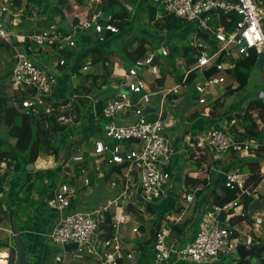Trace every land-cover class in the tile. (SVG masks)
<instances>
[{
    "label": "built area",
    "instance_id": "built-area-1",
    "mask_svg": "<svg viewBox=\"0 0 264 264\" xmlns=\"http://www.w3.org/2000/svg\"><path fill=\"white\" fill-rule=\"evenodd\" d=\"M154 2L158 8L153 24L163 20L168 14H174L192 24L194 39L188 42L193 47L194 62L189 66L186 59L181 57L179 64L183 65L182 68L187 67L181 82L175 80L171 72L164 78L159 62H163L164 58L169 56L170 49L165 43L166 39H163L164 44L158 48L150 47L143 57L136 59L127 69L121 67L122 71L117 74L121 83H111L113 95L107 100L104 108L107 123L103 129V136L94 139L91 154H74L72 151L65 160L66 156L60 163L62 166L60 174L62 178L81 179L83 186L90 188L91 178L85 166L88 163L85 162V158L86 155L93 156L95 159L91 162H94L99 171L106 168L108 172L105 174H112L114 166L121 168L120 174L117 172L114 174L123 190L105 206L69 212L72 209L77 187L67 182L60 184L47 202L48 207L57 212L58 218L46 236L52 243L63 248L62 252L55 255L54 264L70 262V260L63 262V254L69 251L65 246L73 243H77V248L71 249L76 252L75 259L93 255L95 258L93 264H120L122 259L137 264L135 249L130 248L124 253L123 224L134 222L132 227L134 233L140 228L137 223L135 224L138 217L128 212L127 206L129 204L138 206L140 202L153 205L170 195H175V198L181 199V203L176 202L187 209L197 198L196 193L199 188L185 184L183 179L187 171L178 173L173 167L174 157L181 152L178 145L186 153L192 150L197 155L201 150L208 158L211 156L215 160L228 153H239L243 157L245 155L241 154H248L264 145V141L258 139L241 140L239 134L245 131L237 126L236 118H232L228 125L225 124L223 127H210L200 132L194 130L187 133L183 140H179L180 133L174 130L175 123L169 116L170 107H167L171 97L193 91L198 96L195 103L204 107L200 111L201 115L210 116L214 108L211 106V100L214 101L216 98L209 99L208 94L216 95L212 88L226 82L228 70L234 66L232 62H225V59H232L235 53L237 56L249 57L253 49L258 55L264 53V8L262 7L264 0H154ZM98 3L101 4V0ZM16 7V0H0V42L7 43L13 50L14 67L11 85L16 95H20V98L13 99L12 106L33 116L54 115L60 126L71 128L75 120L68 111L70 103L57 99L54 95L59 84L57 66L65 65L69 61L62 58L53 64L56 70H49V67L43 63L29 57L27 47L30 49V46L25 45L24 42L26 38H30L40 47H54L67 51L69 50L67 47L77 45L75 39L77 30L83 32L93 30L95 40L97 38L104 40L106 31L116 33L119 27L113 15L97 5L91 13L85 15L81 23L71 27L68 33L54 25L34 33H20L15 29L17 23L8 26L7 22L2 20L5 14L17 16L14 12ZM217 13L220 16V23L215 26L210 25L208 21H211L212 15ZM231 13L237 14L240 19L233 28H227L221 18L227 16L230 20ZM31 15L39 17L38 6H33ZM199 31L207 33L209 37L199 36ZM166 34L167 32L164 36ZM211 35L216 40L214 47L208 43ZM15 40L19 43L17 44ZM232 48H235L236 52H233ZM223 51L225 54L222 62L217 65L219 71L207 77L205 71L216 64ZM39 53L35 51V55ZM88 67V65L84 66L85 69ZM192 72L196 73V78L190 88L187 79ZM147 73L152 75L151 80L147 79ZM163 78L164 81L159 84L158 80ZM169 79L174 83L171 84ZM126 86L129 87L128 92L123 90ZM32 89L36 91L32 92ZM158 97L160 98L158 106H153L152 100ZM147 106H151L153 110L144 113ZM152 114H156L157 118L149 119ZM8 161L10 159L3 164L5 170L11 166ZM12 167L14 168V165ZM202 167L207 170L206 178L212 183L213 178L209 172L215 169L214 165L205 162ZM221 173L225 187L235 190L237 197L224 206L216 205L205 210L197 233L193 238L187 239L186 243L179 240L170 241V230L166 232L164 228L158 233L152 245L155 264H179L181 261L194 264L215 263L225 254L237 250L238 231L232 225L231 219L237 206L249 212V209L248 211L244 209L242 203L244 197H251L253 201L257 196L254 189L248 185L251 173L243 168L241 163ZM177 186H180V190ZM2 195L3 192H0V197ZM139 209L143 211L140 205ZM200 210L202 211L203 207H200ZM107 212L113 213L114 232L111 236L105 234L102 228ZM223 213H225L224 220ZM240 215L245 219L256 221L255 225L263 222L259 213L252 215L249 213L248 217L244 214ZM247 238L249 244L246 246H253L252 236ZM9 256H0V259L9 264Z\"/></svg>",
    "mask_w": 264,
    "mask_h": 264
},
{
    "label": "trees",
    "instance_id": "trees-1",
    "mask_svg": "<svg viewBox=\"0 0 264 264\" xmlns=\"http://www.w3.org/2000/svg\"><path fill=\"white\" fill-rule=\"evenodd\" d=\"M32 3H39L41 5H45L48 3L47 0H29ZM84 0H77L79 4H82ZM137 1L136 5V10L133 12V14H130L128 9H126L121 0H101V4H98V7H101L105 9L106 12L110 13L113 15L114 20L116 25L119 27V31L116 33H113L111 31H106L105 32V38L104 40H97L95 43L87 46L84 50L80 51L79 53H76V51L73 49H69L67 51H64L66 59L72 60V65L70 67V72L71 74H78L81 72L82 69H84V66L88 64H101L102 65V71L99 74H87L86 76H91L95 81L97 79L101 80V86L104 85H109L108 88L112 89L111 83H110V78L112 77V70H115V61L113 60L114 57L119 58L122 61H125L124 63L127 65V68L129 65H132L136 59L143 57L147 51L148 47L147 45L151 47H157L154 45V43L158 40L163 41V39H166L165 43L170 49V54L169 56L164 58L163 62H159L160 66H163V64L167 63L171 64V62L174 60V58L177 55L182 56L183 58L186 59L187 65H191L194 62V58H192V53H193V47L190 45V43L185 39L184 36L187 35V31L185 29H182V27L185 24V21L176 17L174 14H168L164 17L163 20L156 22L154 25L156 27L155 32H149L146 33L147 35L144 36L143 41H141V38L138 36H130L131 31L134 29L135 30V23L136 20L138 19V13L140 9L144 6V3L146 1H149V6H148V12H149V24H153V20L156 16L157 12V5L155 4L154 0H134ZM16 3H20V0H16ZM62 13V10L60 8L56 9L53 11L52 15H59ZM229 17L231 18L230 20L227 19V16H222L221 21L226 24L227 28H233L237 21L240 19V17L237 14L231 13L229 14ZM62 29V31H66L68 33V29L65 27L59 28ZM167 32L166 36H164L163 32ZM192 31V28H189V33ZM157 32H160L159 34ZM129 35L128 40L126 41L125 45H120L119 39L122 36H127ZM180 37V39L178 38ZM183 37V38H182ZM162 38V40L160 39ZM176 39L180 40V42H177ZM16 43L18 44L17 40H15ZM32 41L30 38H26L24 44L30 46V53L29 55L33 56L35 54V51L41 52V47L36 43V50L34 49L32 45ZM182 43V46H179ZM0 44H6L8 47H10L7 43L0 42ZM136 44V46H132ZM23 46V43L21 44ZM11 48V47H10ZM158 48V47H157ZM258 53L256 50L251 51V55L249 57H242L238 56V58L234 59V57L231 59L232 63L234 66L228 70L229 75H231L235 81H237L238 85L235 88L230 87L231 89L228 91V93H232L237 89H241L245 87L249 81V70L253 68L256 65V62L258 60ZM33 58V57H31ZM173 58V59H171ZM165 62V63H164ZM70 62H67L65 65H60V69H64L66 66H69ZM126 65L125 68H126ZM110 67V68H109ZM164 69V68H162ZM66 70V68H65ZM171 70L168 71V73ZM164 78L166 76L167 71H162ZM177 73L176 75V80L181 82L183 80L184 74L178 72V70L175 71ZM12 75V72L9 71L7 76L10 78ZM163 79H159L158 83H162L164 81ZM196 78V73L192 72L188 79H187V84L190 88L193 86V82ZM2 81V77L0 78V83ZM1 87V86H0ZM89 90L88 92H90ZM111 91V90H110ZM192 97L193 101L196 102L198 100V96L195 95V93L192 91ZM113 95L110 94L109 96L107 95L106 97H103L102 99H99L95 105H94V113L95 117L98 118L97 124H95L96 128L95 131H101L104 126L107 123V119L104 116V108L106 105L107 100L110 98V96ZM21 100V99H19ZM84 103L90 101L87 97L81 99ZM66 103L70 102V100L66 99ZM73 104H75V111L78 114V117L80 118L82 115L81 109L79 106H77V101H73ZM251 109L247 111V115H251V110H254L255 107H262L264 108V102L261 100H256L252 104H250ZM74 107V105H73ZM215 107V106H214ZM222 107V106H221ZM86 109V108H85ZM93 110V109H92ZM216 107L215 109L213 108L212 110V115H216ZM218 113V112H217ZM252 116V115H251ZM240 118V115L238 116ZM81 119V118H80ZM78 119V121H80ZM247 120V119H245ZM4 122L5 126L8 128V135L10 137H13L16 142H15V147L12 151L9 150H4L0 152V161H3L2 157L5 158H10L11 160L8 162L9 165H14V170L16 171H21L26 174V180L23 182V185L25 184L26 188L22 189L26 192V195H30L35 189L37 185H39L40 182L45 180L47 177L54 179L58 177L62 171V166H58L55 169H47L46 171L42 170H36V171H28L27 170V165L30 163H34L37 159V156L40 151H44L47 154L50 155H60L59 150L55 146V135L59 131H64L65 126H60V124L56 120V116L54 115H42V116H33L31 114H27L25 112H19L18 109H16L14 106L10 105L9 102L5 99L0 97V122ZM104 121V126L102 127L101 123ZM252 121V120H251ZM255 126L256 123L252 122V124H244L245 132L243 134H239V137L241 140L243 139H262V131L258 130ZM94 134V132H93ZM85 137L81 138V140L74 142L71 145V150L68 153L67 158L71 155V151L74 148L75 145H77L80 141H82ZM262 142V140H261ZM264 160V145L261 146V148L257 149V152L255 153V158L253 159V163H244L242 164L243 168H246L248 172L251 173L248 181V185L251 186L253 189H255L260 182L262 181V176L256 167H259V163ZM14 161V162H13ZM85 162H91V157L86 155ZM113 175L115 172L117 174L121 173V168L118 166H114L113 168ZM34 174L35 177H34ZM108 175V173H107ZM107 175H104V178H107ZM60 177V176H59ZM217 177V176H216ZM216 177H213V181L211 183V187L214 189L218 186H222V192L221 194H217L215 192L214 194V203L217 206H224L231 201H233L237 197V192L235 190H232L230 188L225 187L224 183H220L218 186H214L213 183L216 180ZM111 178V176H110ZM108 178V179H110ZM223 179V177L221 176ZM1 179V178H0ZM66 181V180H65ZM185 184H191L193 183L194 185H200L203 184L204 187L202 190L198 191V194L201 195L204 189L206 190L208 186L207 184V178L206 175H203V177H195L193 174H190L189 172L186 174L184 177ZM223 182V180H222ZM3 183L0 180V192L4 191L3 188ZM206 185V186H205ZM17 193V197L19 199V205L23 203V201L26 199L27 196H21L20 192ZM53 196V194H52ZM51 196V197H52ZM253 198L251 197H244L243 198V204H244V209L247 210L249 204L251 203ZM76 200L72 201V207L76 205ZM2 202H0V209H1ZM148 209L155 213V209L153 206H149ZM74 210H69V212H72ZM127 211L132 212L133 214L138 217L140 215V210H138L134 205L129 204L127 206ZM181 211V210H180ZM15 213V210H12L11 212V217L10 220L12 221V216ZM225 213L222 214V219L224 220ZM112 218H113V213L112 212H107L106 213V220L102 224V228L104 229L105 234L108 236H111L114 232V228L112 225ZM161 218H158V220L155 222L153 221V226L151 229V234L152 238L148 241H143L140 244V250H141V255L143 258L146 259V254L152 255V245L155 243V240L157 238L158 233L162 231V223H161ZM245 219V217L243 216ZM142 219V218H141ZM202 219V215L200 214V217L198 219V222L196 225L193 227L192 233H191V238L197 233L198 228L200 226V221ZM242 219V218H240ZM142 222V220H141ZM187 223H175V221L172 222L170 225V233H175L173 236H179L183 241L185 240L184 234H185V229L187 228ZM3 226L9 227L7 222H1ZM146 224H141L140 229L142 231L146 230V227L144 226ZM198 226V228H197ZM171 234H169L170 238ZM171 239V238H170ZM169 239V240H170ZM172 241V239L170 240ZM0 246H9V233L3 232L0 234ZM16 248L12 247L10 249V256H9V264H17V258H16ZM0 255L2 256H7V253L3 251V253ZM259 255V254H257ZM252 257L247 258V259H238L237 264H253L252 263ZM145 264H149L147 261H145ZM120 263H122V260H120ZM172 263V261H171ZM264 264V259L262 260V263Z\"/></svg>",
    "mask_w": 264,
    "mask_h": 264
},
{
    "label": "rangeland",
    "instance_id": "rangeland-1",
    "mask_svg": "<svg viewBox=\"0 0 264 264\" xmlns=\"http://www.w3.org/2000/svg\"><path fill=\"white\" fill-rule=\"evenodd\" d=\"M99 0H84L82 2L81 5H85V7H83V12L82 13H78L77 16H75L74 14H76V11L74 10V20L72 23V27L75 25H77L78 23H81L83 21V19L85 18L84 14H87L88 12L91 13L92 10L99 4L98 3ZM123 6L128 9V11L130 12V14H133V12H135L134 10H136V5H137V1L134 0H121ZM149 1H146L144 3V6L140 9L139 13H138V19L136 20L135 23V30L133 29L131 31V34H129L130 36L134 37V36H138L139 38H141V41H143L144 36H146V33L149 32H153L156 33V27L154 24H149V12H148V6H149ZM262 7L264 8V4L262 5ZM9 14H5L2 17V20L7 22L8 21V17H6ZM6 17V18H5ZM76 18V19H75ZM65 22V16L61 15V17L59 18V20L55 21V26L59 29L62 28V24H64ZM208 23L210 25H217L220 23V16L217 14L212 15V19L211 21H208ZM186 25H184L182 27L183 30L185 29V31H187V35L184 36L185 39L187 41H189L190 39H194V32L190 31L189 33V28L192 27L191 23H187L185 22ZM158 34L160 32H157ZM161 33H165V31L161 32ZM160 33V34H161ZM87 34L89 35V37L87 36ZM151 34V33H149ZM129 35L127 36H122L119 41L121 42L120 45H125L126 41L129 38ZM94 36V31L93 30H87L85 32H83V30H77L75 33V39L77 41V45L75 47H67V49H74L76 51V53H79L80 51L84 50L87 46L95 43V39L93 38ZM88 37V38H87ZM180 38V37H178ZM183 38V37H182ZM162 40V38H160ZM196 39V38H195ZM177 41V39H176ZM215 37L213 35H211V39L208 41V43L211 45V47H214L216 45V43H214ZM177 42H180V40H178ZM162 44H164L162 41L158 40L154 43V45H156L157 47L161 46ZM179 46H182V43H179ZM32 45L34 47V49L36 50L37 46L35 42H32ZM132 46H136V44L132 45ZM148 49L151 47L149 45H147ZM60 48H54V47H41V52L40 53H49L51 55V61L54 63L56 61H60V59L62 58H66L64 51L59 50ZM233 52H236L235 48H232ZM39 54H37L38 56ZM60 55V56H59ZM29 57H33L31 55H29ZM180 55H177L174 60L171 62V64H168L167 61L165 64H163V66H161L162 71H167L166 76H168V71L171 70L170 72L172 73V75L175 77L176 80V75L177 73H175L176 70H178V72L183 73L187 67L182 68L183 65H180V60H181ZM119 59L117 57H114V59ZM238 58L237 54H234V59ZM173 59V58H171ZM119 67L117 68V70H112V77L110 78V83L113 82H118L121 83V79L117 76L118 72L121 71V67H125L124 65H126L124 62L120 60ZM51 62V63H52ZM225 62H232L231 59L226 58ZM89 66L87 69H82L80 73L78 74H71L70 72V67L69 69H66V76H65V81H66V96H68V100H73L75 99V102L77 101V106L80 107L82 115L80 118L78 117V114L75 111V104L74 107L73 105L70 103V106L68 107V111L72 114L75 122L78 121V119L83 120L85 119L86 116H88L90 113H92V109L94 108L95 103L99 100L102 99L103 97H106L107 95L109 96L110 94H112V90L113 89H109L108 86L109 85H104L101 86V80L97 79L96 81L91 77V76H86L87 74H99V72L101 73L100 69H102V65L101 64H97V65H93V64H88ZM12 67H14V54H13V50L12 48L8 47L6 44H0V78L2 77V81L0 83L1 89L0 92H4L5 89H7V96H9V98H15L18 99L20 98V95H16V93L13 91L12 89V85L10 83V81H8V77H5L10 69H12ZM49 70H54L55 68L51 65L48 66ZM110 68V67H109ZM127 69V65L126 68ZM61 70V69H59ZM117 72V73H116ZM60 77L62 76V74L59 75ZM147 79L151 80L152 75L147 73ZM202 79V77H200V80ZM170 80V83L173 84L174 82ZM123 81V80H122ZM235 79L233 77H229V75H227V80L226 82H224L223 84L220 85H216L214 88H212V90L214 91V93L216 95H211L208 94V98L212 99L213 97L216 98V100L212 101L211 100V106H215L216 110L215 111H220L221 116L225 119V124L228 125V122L232 119V118H236L237 120V126L239 128H242V130L245 131L244 128V123L243 120L245 118V113H247V111H249L251 109L250 106V101L253 100H261L264 102V69H260V68H256V66H254L253 68H251L249 70V81L247 83V85L241 89H237L232 93H228V91L231 89V84L235 83L237 84V82L235 81ZM64 84V85H65ZM89 90H91L90 92H88ZM111 90V91H110ZM60 93V91H59ZM63 93V91H62ZM60 93V95L62 94ZM185 92H183L182 94H184ZM87 97L90 101L84 103L83 101H81V99ZM63 101V100H62ZM153 106H158L159 104V100L153 99L152 103ZM183 104H177L176 108V112L184 113L186 111V121L190 122V126L193 123V120L195 118H193V116L195 115V112L191 113V110H197L199 109L200 111L204 109L203 106L198 105V104H191L189 107H187L186 109H184V105ZM222 106V107H221ZM167 107L168 104H167ZM214 107V109H215ZM86 108V109H85ZM241 110V112L239 111ZM260 111H262V109L259 108ZM20 112V110H18ZM238 111V112H237ZM233 113H235V115H232ZM244 113V114H243ZM194 114V115H193ZM228 114H230V116H227ZM240 115V118L238 117ZM253 115V113H252ZM157 118L156 114H152L151 116H149V119H155ZM246 122H248L247 120H245ZM242 122V123H240ZM102 127L104 126V121H102L101 123ZM184 126V120L183 118H181V122L179 124V127L182 128ZM225 126V125H224ZM0 129H2L5 132V125L4 122L2 121V124L0 122ZM195 129H191V131H194ZM74 131V130H73ZM103 134V130L101 131H95L93 135H89V136H82L85 137L84 140L80 141L77 145L74 146L73 148V153L74 154H79V153H85V154H91L93 152L92 149V145H93V141L95 138L101 137ZM88 135V133L86 134ZM8 147H4L5 150H9L12 151L14 149V146L11 147V145H7ZM1 150V148H0ZM2 151V150H1ZM190 151V150H188ZM199 154H201L200 156H202L201 158L199 157L198 159H193V158H188V159H193L196 160L197 163H199L200 165H204V161L206 160V163L209 164H213L215 169H212V173H211V177L213 178L215 175L214 173L217 170H221V167L230 165V158L229 155H225L222 156L221 158H219L218 160L213 159V157L209 156V158L206 156V153H202L201 150L199 151ZM184 157H185V153H182V155H180L179 153L176 154V156L174 157V162H173V167L175 168V170H177L178 173H182L184 172V167H185V163H184ZM11 160V159H10ZM9 162V161H8ZM192 165L193 167L195 166V163L193 161ZM204 162V163H203ZM261 166L264 167V163L260 162ZM12 166V165H11ZM86 169L88 171V175H90L92 181L94 182V184L92 185V189L94 190L92 192V194L87 195L85 193H79L80 194V203L82 204H87L88 202H92L94 200V202L98 201V200H102V202L100 203V207L101 206H105L109 203V200L115 199L116 196L120 194V190L119 188V184L120 182L118 181V179H116V175L114 174L112 179H104V177L102 178V180H100L99 182V178L101 175V172H103L104 168L102 169V171H99L96 169V165L94 164V162H88L85 164ZM231 166V165H230ZM229 166V167H230ZM105 167V165H104ZM200 169V170H198ZM209 169V168H208ZM192 170H197L200 171L201 173H205L207 172V170H205V168L203 167H197L194 168ZM17 171L13 169V167H8L7 170L5 171L6 174L9 175V173H16ZM219 173V171H218ZM187 174V173H186ZM186 174H184L183 177L186 176ZM216 174V173H215ZM214 175V176H213ZM11 177V176H8ZM12 177H16L14 176V174L12 175ZM21 180H19L20 182ZM113 183H115V185H113ZM3 184V183H1ZM211 184V182H210ZM42 183L40 185V188L42 187ZM38 186V185H37ZM36 186V187H37ZM35 187V189H33L34 191L37 189ZM219 187V186H218ZM4 188V186H3ZM26 188L25 184L23 185L22 188H20V190L22 191V189ZM211 188V186L209 185V187L207 188V190H209ZM138 189V186L137 188ZM177 189L180 190V186H177ZM39 191H41V189H38ZM37 190L38 193H40ZM20 191V192H21ZM210 191V190H209ZM264 193V181L263 184H261L258 187V195H262ZM26 192L23 190V192L21 193V196H26L25 195ZM87 195V196H85ZM209 198H211V192L208 194ZM263 197V196H262ZM96 200V201H95ZM264 200V198H263ZM31 201H33L31 199ZM177 202L181 203V199L177 198L176 200ZM211 203V199L208 200ZM3 202V201H2ZM214 202V201H213ZM30 204V202H29ZM99 204V203H98ZM40 205V206H39ZM139 205L140 207L143 208V211L139 209ZM209 205V204H208ZM39 206V208H41L44 212H46L47 215L49 214H54L53 209L49 208L44 202L42 203L41 200H39L38 198L34 199V202L30 205V207H36ZM28 206H25V208H22L19 211L18 214V218L17 221L15 222L16 224L18 223V225L20 226V216H22V213H25V211H29V209L27 208ZM88 207V205H87ZM95 207V206H94ZM148 204L147 203H143L140 202L137 206V208L140 210V215L138 216V219L136 220L135 224L137 223L139 226L141 224H146L144 225L146 227L145 231H142L140 228L137 232H132V227L134 222H127L125 224H123V229L122 232L123 234H125V249H124V253H127L128 249L133 248L135 249L136 252V258L138 257V263L137 264H145L144 260L147 261L149 264H155V257L154 254H146V259L142 257L141 255V250H140V244L143 241H148L152 238V234H151V229L153 226V221H157L158 218L160 217H156V219H152V211H150L148 209ZM192 207V206H191ZM238 208L234 211V214H244L245 216L248 217L249 212H245L243 211L240 206H237ZM190 208V207H189ZM188 208V209H189ZM82 209V208H81ZM91 208H86L85 210H89ZM195 207L189 209L188 211L190 213L195 211ZM24 211V212H23ZM38 211V210H37ZM248 211V210H247ZM40 212V211H39ZM37 212V213H39ZM56 212V211H55ZM195 213V212H194ZM259 213V215L262 217L263 222L262 224H260L261 226H256L254 223L256 221L252 220V219H248L247 222L244 223H239L235 225V228L238 231V240H239V244H245L248 245L249 241H248V236H252V243H257V246H263L264 245V209L262 211H258L256 210L253 214H257ZM196 214V213H195ZM176 216L175 213L173 214H169L165 217L161 218V223H162V230L163 228H167V225H171L173 221H175L176 219H174ZM14 214L12 216V220H13ZM142 218V219H141ZM35 219V216H32L30 218V222L33 223ZM6 222L8 223L9 227H10V221L9 219H5ZM142 220V222H141ZM249 221V222H248ZM194 226V224L191 225V227ZM193 228V227H192ZM260 237V238H259ZM186 239H191V232H189L186 235ZM174 242H176V240H172ZM48 242L51 243L50 238H48ZM15 244V242H14ZM53 247H56V245H52ZM63 248L62 247H58L56 249V251H51V259L54 258V256L60 252H62ZM54 253V254H53ZM75 250H69L68 252H64L63 254V262H66L68 260H70V262L68 263H56V264H93V262L95 261V258L93 255L87 256L83 259H75L74 255H75ZM140 255V257H139ZM239 258V254L237 252V250H232L230 253L225 254L224 256L221 257V260L215 262L214 264H236L237 260ZM264 259V252L259 254V255H254L252 257V263L253 264H260V262ZM124 262H126V260L124 259ZM188 264H194V263H189ZM206 264H213V263H206Z\"/></svg>",
    "mask_w": 264,
    "mask_h": 264
},
{
    "label": "crops",
    "instance_id": "crops-1",
    "mask_svg": "<svg viewBox=\"0 0 264 264\" xmlns=\"http://www.w3.org/2000/svg\"><path fill=\"white\" fill-rule=\"evenodd\" d=\"M48 3L46 4L49 7L45 8V5H41L39 3H32L29 0H20V3H16L17 7L15 9V13H17V16L14 15H7L6 17H8V21H7V25L11 26L13 23H17V26L15 27L16 31L20 32V33H34L37 32L39 30L48 28L52 25L55 26V21L59 20V18L61 17V15L65 16V22L64 24H62V27L67 28L68 30L71 29L72 27V23H73V18L74 15L77 16L78 13H82L83 11V7H85V5H81L77 2V0H47ZM33 6H38V15L39 17H33L31 15V9H33ZM55 8L62 10L61 14H57V15H52L53 11L55 10ZM74 10L76 11V14L73 15ZM52 13V14H51ZM86 15V14H84ZM5 17V18H6ZM76 19V18H75ZM87 36L89 37V35L87 34ZM87 37V38H88ZM94 37V36H93ZM33 58H35L39 63H43L44 65H46L47 67L49 65L53 66L54 61H51V55L49 53H39V55H33ZM115 61V70H117V68L119 67L120 61L119 59H114ZM52 62V63H51ZM70 65H72V60H69ZM69 66H66V69H69ZM64 69H60L59 66H57L56 73L58 76V88L56 90V92L54 93L55 97L57 99H61V100H66L68 98V96H66V81H65V76H66V70ZM230 69V68H229ZM10 71L13 74V67L12 69H10ZM100 71H102V69H100ZM122 71V70H121ZM100 73V72H99ZM62 74V76L60 77L59 75ZM98 74V73H97ZM229 75V73H228ZM7 76V75H6ZM12 77V75H11ZM11 77L8 78V81H10L11 83ZM229 77H232L231 75H229ZM235 82V81H234ZM237 82V81H236ZM65 84V85H64ZM238 83L235 84H231L232 88L237 87ZM1 89V87H0ZM63 93L60 95V93ZM7 89L4 90V92H0V97L5 98L10 105H12V101L13 98H9V96H7ZM183 93V92H182ZM172 99L168 102V106L170 107V115L172 117V121L175 123L174 124V130L179 134V140H183L184 136L189 133L192 132L191 129H195L197 132L200 131H204L207 128H215V127H223L225 125V119L223 117H220V111H216V115L217 116H213L212 115V110H211V114L210 116H203L201 115L202 112H200L199 109L197 110H191L190 112L194 113L195 115L193 116V118H195L193 120L192 125L190 126V122H187L186 120V111L184 113H179L176 112L177 108V104H183L184 105V109H186L187 107H189L191 104H198L193 101V97H192V93L191 91L185 92L184 94L181 95H177V96H173L171 97ZM156 100H160V98L158 97ZM73 101H75V99L70 100V102L73 105ZM254 101H250V104H252ZM262 109V111L259 110ZM241 112V110H239ZM218 112V113H217ZM238 112V111H237ZM251 115L253 113V115H247L245 113V118L243 120L244 124H252V122L256 123L257 126H255L258 130H261L262 132V139H258V140H262L264 141V108L262 107H255L254 110H251ZM242 113V112H241ZM244 114V113H243ZM151 116V115H150ZM229 116V114L227 115ZM181 118H183L184 120V126L182 128L179 127V124L181 122ZM245 119H247L248 122L245 121ZM96 120H98V118H95L94 115V108L92 110V113H90L88 116L85 117V119L80 120L75 122L74 126H71V128L69 127H65L64 131H59L56 135H55V146L57 147V149L60 152V155L56 156V155H50L45 153L44 151H40L36 161L34 162V164L36 165V170H42V171H46L47 169L51 168V169H55L58 166H60V161L61 158L66 157L64 156L65 153L70 152L71 150V145L74 142H77L79 140H81L82 136H89V135H93V132H95V124H97ZM252 120V121H251ZM242 123V122H240ZM2 124V122H1ZM5 125V124H4ZM104 129V128H103ZM102 129V130H103ZM74 130V131H73ZM88 133V135H86ZM104 134V131H103ZM102 134V136H103ZM101 136V137H102ZM240 138V137H239ZM85 139V138H84ZM83 139V140H84ZM15 142L16 140L13 137H10L8 135V128L5 126V132L0 129V148L2 151H4V147H8L7 145H11L15 147ZM179 144V143H178ZM178 149L181 150V152L179 153L180 155H182V153H185V157H184V163H185V169L187 173H192L195 177H203V175H206L205 173H201L200 171L197 170H192L194 168L197 167H202V165H200L199 163H197L196 160L193 159H198L199 157L201 158L202 156H200V154L194 153L192 150H190L189 152L186 153V151L182 150V148L178 145ZM0 150V152H1ZM73 151V149H72ZM71 151V154H72ZM257 152V150L255 151H251L250 153L246 154H241V155H245L243 157H241L239 155V153H228L226 155H229V158L231 159L230 165L221 167V170H217L214 173V177L217 178H221V176L223 175L221 172L227 171L229 169H231L233 166H235L236 164H244V163H253V159L255 158V153ZM3 161H0V180L3 182V186H4V191H3V195L0 197V202H2L1 205V209H0V234H2L3 232H7L9 233V246H0V253L2 254L3 251L5 253H7V255H9L10 253V249L12 247L15 248L14 246V239H15V235H14V231H13V220H10L11 217V212L12 210H15L16 214V219L15 222L17 221L18 218V214L19 211L22 208H25V206H28L27 208L29 209V211H25V213H22V216H20V226L18 225V223L16 224L17 226V230L19 232V234L23 237V239L25 240L26 246H27V261L29 264H54V258L51 259V251H56V249L58 248V246L54 243H49L48 242V237L46 236V233L48 232V226L51 222H55V220H57L58 218V214L57 212L54 211V214H49L47 215L46 212H44L41 208H39V206L36 207H30V205L34 202L35 198H38L39 200L42 201V203L44 202L47 206V202L48 199L52 196V194H54V192L59 188L60 184L62 182H67L73 186H75V188L77 187V191H76V195L74 200H76V205L74 207H72V209L70 210H85L86 208H91L89 210L92 209H96V208H100V203L102 202V200H98L96 202H94V200L91 202H88L87 204H82L80 203L81 199H80V192L81 193H85L87 195L92 194V192L94 191L91 187L94 184V182L91 179V186L90 188L84 187L82 180L81 179H74V178H62L61 174L54 178H46L45 180H43L42 182L39 183V185L36 187L37 189L34 191H32V193L28 196L26 195V199L23 201V203L21 205H19V199L17 197V193L19 192L20 188H22V184L23 182L26 180V174L21 172V171H17L16 173H9L6 174L4 171L5 170V166L3 165L5 163L6 160L10 159V158H5L2 157ZM91 158H94L93 156H91ZM188 158H193V159H188ZM95 159V158H94ZM93 159V161H94ZM92 160V159H91ZM193 161L195 163L196 167H193L192 162ZM14 162V161H13ZM206 162V160L204 161ZM203 162V163H204ZM261 162L264 163V160H262ZM79 165V164H78ZM230 166V167H229ZM12 167V166H9ZM257 169L259 170L261 176H262V181L260 182V184L254 189V192L257 196V198L261 199L263 202V198H264V193L262 195H258V187L263 184L264 181V167L261 166V163H259V167H256V171ZM200 170V169H198ZM219 171V173H218ZM4 172V173H3ZM108 172L106 168H104V171L101 172L100 178H99V182L100 180H102V178L104 177V174ZM212 173V170H211ZM14 174V176H16L15 178L12 177V175ZM111 178H110V176ZM4 175V176H2ZM36 174H34L35 177ZM107 175V174H105ZM116 175V174H115ZM11 176V177H8ZM114 175H111V173H108L107 178L104 179H112ZM90 177V175H89ZM91 178V177H90ZM116 179L117 176H116ZM184 179V178H183ZM19 180H21L19 182ZM66 180V181H65ZM215 180V181H216ZM214 181V183H215ZM41 183L43 184L42 187L40 188ZM214 186H218L220 183L222 184V178L221 181L218 182V184H214ZM207 184L208 186L211 185L207 179ZM193 187H198L199 190H202L204 185L200 184V185H194L193 183L189 184ZM206 186V185H205ZM208 188V187H207ZM204 189V191L202 192L201 195L198 194V191L196 193V200L190 204V208H196L195 209V213L192 212L190 213L187 209H184L181 204H178L176 202L177 198H175V195H170L167 198H164L163 200H161L159 203L157 204H153V205H148V206H153L155 209V213H152V219H156V217H165L169 214H173L175 213L176 216L174 219L175 223H187V228L185 229V234L184 237L185 240L183 241L179 236H173V233H170L171 236L170 238L172 240H176V241H182V243H186V235L191 232L196 223L198 222V219L200 217V214L203 216V212L209 208H213L214 206H216V204L213 202L214 201V194L215 192H217V194H221L222 192V186L216 187L215 189L213 187H211L209 190ZM38 189H41V191H39ZM120 190V194L123 190V187L121 185V183L119 184V188ZM37 190L40 192L38 193ZM23 192V191H22ZM21 192V193H22ZM211 192V198H209L208 194ZM20 193V195H21ZM119 194V195H120ZM174 194V193H173ZM85 195V196H87ZM263 196V197H262ZM25 197V196H24ZM118 197V195L116 196ZM31 199L33 201H31ZM209 199H211V203L208 201ZM113 200V199H112ZM111 201V200H109ZM30 202V204H29ZM99 203V204H98ZM209 204V205H208ZM88 205V207H87ZM95 206V207H94ZM135 207H137L136 205H134ZM192 206V207H191ZM102 207V206H101ZM200 207H203V210H200ZM82 208V209H81ZM38 210V211H37ZM181 210V211H180ZM40 211V212H39ZM24 212V211H23ZM39 212V213H37ZM32 216H35L34 222L31 223L30 222V218ZM242 218V219H240ZM5 219H9L10 221V227H6L3 226L1 224V222H6ZM248 219H244L243 216L239 215V214H234L233 218L231 219V223L232 225H236L239 223H244L247 222ZM249 222V221H248ZM194 224V226L191 227V225ZM53 226V225H52ZM257 226V225H256ZM261 226V225H258ZM169 227L167 225L166 228V232H169ZM52 228V227H51ZM165 228V227H164ZM163 228V229H164ZM198 228V226H197ZM169 238V239H170ZM253 238V237H252ZM260 238V237H259ZM170 239V240H171ZM52 245H56V247H53ZM253 246H257V243H254ZM17 251V250H16ZM17 254V252H16ZM51 254V256H50ZM54 254V253H53ZM2 256V255H0ZM2 257H7V256H2ZM140 257V255H139ZM17 258V255H16ZM252 259V258H251ZM252 261V260H251ZM122 262H124V259H122ZM137 263H138V257H137ZM262 263V261L260 262V264ZM121 264V263H120ZM125 264H131V262L129 260H126ZM179 264H188L184 261L179 262ZM214 264V263H213Z\"/></svg>",
    "mask_w": 264,
    "mask_h": 264
},
{
    "label": "water",
    "instance_id": "water-1",
    "mask_svg": "<svg viewBox=\"0 0 264 264\" xmlns=\"http://www.w3.org/2000/svg\"><path fill=\"white\" fill-rule=\"evenodd\" d=\"M198 35L203 36L205 38L209 37V35L207 33H203L201 31L198 32ZM27 52L30 53L29 47H27ZM224 54H225V51H223L221 53L216 64L213 67H211L210 69L205 71V74L207 77H209L212 74L219 71L217 65L222 62ZM255 66H256V68L264 69V53L263 52L259 54V57H258V60H257ZM123 90L125 92H128L129 87L126 86L123 88ZM31 91L35 92L36 89H32ZM151 110H153V108L151 106H147L144 109V113H148ZM64 156H67V153H65ZM64 158L65 157L61 158L60 162H62ZM91 159L93 160L94 158H91ZM35 169H36V165L34 163H30L27 165L28 171H34ZM109 176H110V174H109ZM220 181H221V178L218 177L214 184L216 185ZM248 209H249L250 215H252L256 210L262 211L264 209V202L261 199L256 198L249 204ZM15 219H16V214H14V217H13V228H14L13 231H14V235H15V239H14L15 248L17 250V264H29L27 261V246H26L25 240L23 239V237L19 234V232L17 230ZM52 225H53V222H51L49 224L48 231H50ZM75 248H77V243L67 244L65 246L66 250H71V249H75ZM237 252H238L239 257L241 259H247V258L253 257L254 255L263 253L264 252V245L260 246V247L259 246L248 247L244 244H239L237 247Z\"/></svg>",
    "mask_w": 264,
    "mask_h": 264
},
{
    "label": "bare ground",
    "instance_id": "bare-ground-1",
    "mask_svg": "<svg viewBox=\"0 0 264 264\" xmlns=\"http://www.w3.org/2000/svg\"><path fill=\"white\" fill-rule=\"evenodd\" d=\"M0 264H6V261H2V260L0 259Z\"/></svg>",
    "mask_w": 264,
    "mask_h": 264
},
{
    "label": "clouds",
    "instance_id": "clouds-1",
    "mask_svg": "<svg viewBox=\"0 0 264 264\" xmlns=\"http://www.w3.org/2000/svg\"><path fill=\"white\" fill-rule=\"evenodd\" d=\"M14 243V242H13ZM14 246H15V244H14ZM9 255H10V253H9Z\"/></svg>",
    "mask_w": 264,
    "mask_h": 264
}]
</instances>
